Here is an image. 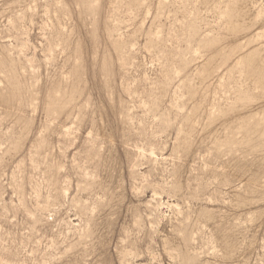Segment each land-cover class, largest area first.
<instances>
[{"label": "rangeland", "instance_id": "374dc122", "mask_svg": "<svg viewBox=\"0 0 264 264\" xmlns=\"http://www.w3.org/2000/svg\"><path fill=\"white\" fill-rule=\"evenodd\" d=\"M0 264H264V0H0Z\"/></svg>", "mask_w": 264, "mask_h": 264}]
</instances>
